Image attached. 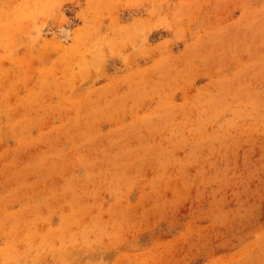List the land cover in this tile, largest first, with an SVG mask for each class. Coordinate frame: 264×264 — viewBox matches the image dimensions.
<instances>
[{"label": "rangeland", "instance_id": "1", "mask_svg": "<svg viewBox=\"0 0 264 264\" xmlns=\"http://www.w3.org/2000/svg\"><path fill=\"white\" fill-rule=\"evenodd\" d=\"M0 264H264V0H0Z\"/></svg>", "mask_w": 264, "mask_h": 264}, {"label": "bare ground", "instance_id": "2", "mask_svg": "<svg viewBox=\"0 0 264 264\" xmlns=\"http://www.w3.org/2000/svg\"><path fill=\"white\" fill-rule=\"evenodd\" d=\"M66 35V34H65ZM67 36V35H66Z\"/></svg>", "mask_w": 264, "mask_h": 264}]
</instances>
